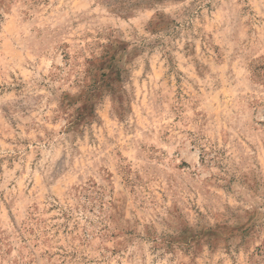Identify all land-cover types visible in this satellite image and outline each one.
I'll return each instance as SVG.
<instances>
[{"label":"rangeland","instance_id":"obj_1","mask_svg":"<svg viewBox=\"0 0 264 264\" xmlns=\"http://www.w3.org/2000/svg\"><path fill=\"white\" fill-rule=\"evenodd\" d=\"M0 264H264V0H0Z\"/></svg>","mask_w":264,"mask_h":264}]
</instances>
